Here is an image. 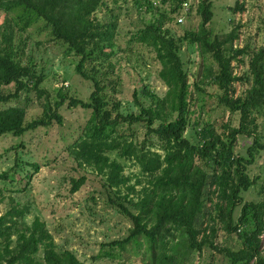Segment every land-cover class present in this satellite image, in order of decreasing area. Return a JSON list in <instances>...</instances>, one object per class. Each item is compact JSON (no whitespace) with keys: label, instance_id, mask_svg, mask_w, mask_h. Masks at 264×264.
<instances>
[{"label":"trees","instance_id":"obj_1","mask_svg":"<svg viewBox=\"0 0 264 264\" xmlns=\"http://www.w3.org/2000/svg\"><path fill=\"white\" fill-rule=\"evenodd\" d=\"M105 1L0 0V14L18 7L33 11L53 39L80 57L75 72L92 87L87 102L75 98L69 89L56 88L51 93L42 88L46 82L43 74L17 57L14 29H0V86H14L12 92H0V105L14 102L27 90L35 93L39 100L44 99L41 115L27 123L24 108L10 105L0 109V136L7 133L21 136L38 128L61 125L63 117L59 110L64 105L69 109L89 110L91 115L84 132L68 152L78 167H91L104 177L102 185L114 195L113 198L109 195V202L132 222L128 235L108 246L125 249L143 240L155 262L166 264L170 257L160 253L157 261L155 249L164 250L166 240L180 231V243L170 248L174 253L179 244L193 254L203 249L211 250L223 255L230 264H264L261 247L264 179L259 190L260 200L243 204L237 223L232 218L233 210L242 203L241 192L259 180L251 179L248 170L256 156L264 151V49L251 54L247 74L237 77L233 74L232 62L248 54L247 48L232 46L237 39L238 25L227 34L211 36L208 26L213 16L211 0L198 1L196 14L200 22L197 29L184 31L181 37H176L168 25L171 22L179 25L176 17L188 0H159L161 5L168 4V11L154 7L148 0H135L139 9L147 5V10L158 11L156 22L140 29L134 40L154 51L160 64L157 76L166 91L159 98L144 87L141 93L151 105H140L138 113H124L121 102L112 98L118 85L112 63L85 68L86 62L93 61V54L110 57L115 46V19L100 23L93 17ZM242 9L237 0L231 10ZM183 43L195 46L202 57L211 60V65L204 66L200 73L202 80L194 86L198 91L202 86L215 87L216 106L228 112L236 122V125L229 124L224 136L216 133L213 126L198 127L190 122L188 73L180 57ZM235 82L248 83L249 87L235 96ZM134 99L139 105L137 96ZM258 119H262V124ZM135 125H141L145 131L138 145L125 139L132 137ZM125 128L130 134L124 133ZM152 137L160 143L163 155L146 147L147 143H152ZM238 138L251 139L244 155L235 152ZM111 154L132 160L140 173L148 177L147 186L136 191L135 185L130 184V177L124 175V166L111 158ZM33 166L36 170L37 164ZM5 178L3 174L2 179ZM84 183V176L71 179L69 193H76ZM122 189L125 194L121 193ZM207 201L209 207H206ZM24 213L11 206L0 216V264H37L40 250L42 264H84L71 251H57L52 235L38 218L30 226L18 230L15 218ZM204 217L208 222L200 226L199 220ZM218 222L230 237L235 235L239 248L215 243ZM14 232L15 240L11 238Z\"/></svg>","mask_w":264,"mask_h":264},{"label":"rangeland","instance_id":"obj_2","mask_svg":"<svg viewBox=\"0 0 264 264\" xmlns=\"http://www.w3.org/2000/svg\"><path fill=\"white\" fill-rule=\"evenodd\" d=\"M134 1L106 0L105 5L93 14L100 23L115 19V46L110 57L93 54V61L85 64L88 70L93 65H107L108 61L112 63L114 76L118 78L117 92L112 98L121 102V111L124 113H138L140 105H151L150 100L141 93L144 87L159 98L166 91V86L157 76L160 64L154 51L134 40L140 29L156 22L158 11L154 8L147 10V5L139 9ZM148 1L154 7L166 11L169 9L168 4L161 5L159 0ZM198 1L188 0L186 8V3H183L182 7L186 10L181 9L180 15L176 17L177 22L179 17L183 21L178 22L179 25L175 22L168 25L176 37H181L184 31L197 29L200 22V17L196 14ZM236 1L211 0L213 16L208 26L212 37L227 34L235 26H239L237 39L232 42V46L241 49L246 47L248 54L233 61L232 67L235 76L245 77L251 54L264 49V0H238L243 9L233 12L231 9ZM4 28L14 29V48L18 59L23 64H32L38 73L43 74L46 82L42 88L51 93L56 88L69 89L75 98L88 101L92 91L91 84L75 72L80 57L53 39L33 11L18 7L1 13L0 29ZM180 57L188 73L190 122L198 127L204 124L213 126L216 133L224 136L229 124L236 125V122L228 112L216 106L217 92L214 86H202L200 91L194 86L195 82L202 80L200 73L203 67L211 65L210 58L202 57L195 46L186 43L181 46ZM241 59L243 62L239 61ZM13 87V84L0 86V92L7 94L13 91ZM248 87V83L235 82V96L241 95ZM106 95L109 96L108 93ZM134 96H137L139 105L135 104ZM43 103L44 99L39 100L35 93L27 90L21 92L14 102L0 105V109L10 105L24 108L27 123L41 115ZM59 112L63 117L61 125L38 128L21 136L9 133L0 136V216L11 206L25 211L22 217L15 218L18 230L30 226L38 218L52 235L56 250L71 251L84 264H158L143 240L138 244H129L125 249L108 246L112 241L124 239L132 222L109 202V195L112 198L114 195L102 185L104 177L91 167H78L68 152V148L82 136L90 119V111L81 107L69 109L64 105ZM258 123L262 124V119H258ZM262 129L261 127L260 130ZM133 130L132 137L126 136L125 139L133 140L138 145L143 140L145 131L141 125L133 126ZM124 133L130 134V131L125 128ZM151 139L153 144L147 143L146 147L163 155L160 143L154 137ZM250 143L251 139L238 138L236 154L244 155L245 148ZM111 158H116L124 166V175L130 177V184L135 185L136 191L147 186L148 177L140 173V168L132 160L119 159L115 154H111ZM33 164H37L36 170ZM248 173L251 179L259 180L247 191L241 192L242 203L232 213L234 223H237L243 204L260 200L259 190L264 179V151L256 156ZM3 174L6 175L5 179H2ZM82 176L85 177L84 185L76 193H69L71 179L76 180ZM137 181L140 183L137 184ZM121 193L125 194V189ZM209 205L207 201L206 207ZM206 218L199 220L200 226L206 225ZM221 225L217 223L215 243L236 248L235 235L230 237L222 230ZM11 238L15 240V232ZM181 239V232L175 231L174 237L166 240L164 250L155 249L156 260L161 258L160 253H164L170 257L166 264H230L223 255L208 249L193 254L186 247L177 244L176 252H172V245L180 243ZM261 247L264 252V231L261 235ZM42 256L43 252L40 250L37 264H42Z\"/></svg>","mask_w":264,"mask_h":264},{"label":"built area","instance_id":"obj_3","mask_svg":"<svg viewBox=\"0 0 264 264\" xmlns=\"http://www.w3.org/2000/svg\"><path fill=\"white\" fill-rule=\"evenodd\" d=\"M187 5H188L187 3L184 4V7L186 8ZM184 7H183V10L185 9ZM185 10H186V9H185ZM182 21H183L182 18H179V19H178V22H179V23H181Z\"/></svg>","mask_w":264,"mask_h":264}]
</instances>
